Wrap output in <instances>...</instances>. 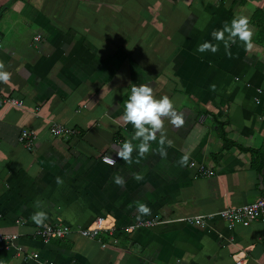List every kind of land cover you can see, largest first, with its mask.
I'll list each match as a JSON object with an SVG mask.
<instances>
[{
	"label": "crops",
	"instance_id": "obj_1",
	"mask_svg": "<svg viewBox=\"0 0 264 264\" xmlns=\"http://www.w3.org/2000/svg\"><path fill=\"white\" fill-rule=\"evenodd\" d=\"M239 15L251 48L212 36ZM0 36L11 74L0 96L22 101L0 106V231L22 248L0 246V264H264V217L233 228L180 220L264 197V0H0ZM205 41L217 51H198ZM132 84L169 96L184 124L162 117L149 150L125 161ZM52 123L78 134L52 137ZM23 128L32 149L17 141ZM38 211L75 229L102 217L100 240L44 242ZM145 219L157 223L137 226Z\"/></svg>",
	"mask_w": 264,
	"mask_h": 264
},
{
	"label": "clouds",
	"instance_id": "obj_2",
	"mask_svg": "<svg viewBox=\"0 0 264 264\" xmlns=\"http://www.w3.org/2000/svg\"><path fill=\"white\" fill-rule=\"evenodd\" d=\"M225 33L228 34L227 37H225ZM212 36L216 40L224 41L226 47L229 42L235 43L237 39L243 42L247 48L252 47L253 30L247 16H235L230 23L226 22L222 29L213 31ZM217 49L218 45H214L210 41H205L198 46L200 52L205 50L216 52ZM10 75L8 71L4 70L3 63H0V81H8ZM162 117H169L171 123L177 127L184 124L183 115L177 112L174 102L169 96L163 95L157 98L153 95V90L148 84H132L128 98L124 101L122 119L131 123L135 132L130 139H126L121 143L117 155L123 160L129 161L134 149H138L140 153L147 152L150 147L148 142L156 139L157 131L163 128L164 121ZM141 137L142 140L139 139ZM133 141H139V143L134 144ZM164 142L165 137L161 136L160 144L163 145ZM168 143H171V141H168ZM161 154H164L163 150H161ZM106 162L115 164L111 157L106 158ZM57 182H61L59 178H57ZM116 182L118 184L122 183V179L117 177ZM139 211L149 213L150 209L141 204ZM45 218L46 213L43 211H38L31 217L36 224H43Z\"/></svg>",
	"mask_w": 264,
	"mask_h": 264
},
{
	"label": "built area",
	"instance_id": "obj_3",
	"mask_svg": "<svg viewBox=\"0 0 264 264\" xmlns=\"http://www.w3.org/2000/svg\"><path fill=\"white\" fill-rule=\"evenodd\" d=\"M35 39H39V36H36ZM1 105L5 107H22V101L13 97L0 96V106ZM49 134L52 137H59L64 135H77L78 131L58 123H52L49 128ZM35 139L36 136L34 132L27 128L21 129L17 136L18 143L22 144L27 149H32ZM200 171L204 175H208L210 172V170L205 166H201ZM263 217L264 197H261L256 201L238 207H227L219 211L197 214L182 218L180 220L199 226H204L206 223L219 218L226 223L228 228H233L236 225L246 224ZM102 221V217H96L92 223L84 229H75L62 222H44L35 229L34 235L44 242H47L51 239H64L75 233H78L84 237L97 238L100 240V232L103 229ZM156 223L157 221L155 219H145L144 221H140L137 226L149 227L155 225ZM20 224H24V221H21ZM18 238L19 235L17 233H3L0 231V246H2L4 249H13L14 253L20 256L22 253V248L16 243ZM37 256V253L31 252L27 256H24V261L28 260L29 258H36Z\"/></svg>",
	"mask_w": 264,
	"mask_h": 264
},
{
	"label": "trees",
	"instance_id": "obj_4",
	"mask_svg": "<svg viewBox=\"0 0 264 264\" xmlns=\"http://www.w3.org/2000/svg\"><path fill=\"white\" fill-rule=\"evenodd\" d=\"M1 37V36H0ZM249 150V149H248ZM249 151H252V150H249ZM259 156H260V159L264 161V141L262 143V146L260 147V150H259ZM118 232V231H116ZM115 235V233H112V235ZM59 240H63V239H59Z\"/></svg>",
	"mask_w": 264,
	"mask_h": 264
},
{
	"label": "water",
	"instance_id": "obj_5",
	"mask_svg": "<svg viewBox=\"0 0 264 264\" xmlns=\"http://www.w3.org/2000/svg\"><path fill=\"white\" fill-rule=\"evenodd\" d=\"M206 264H213V260L210 259Z\"/></svg>",
	"mask_w": 264,
	"mask_h": 264
}]
</instances>
